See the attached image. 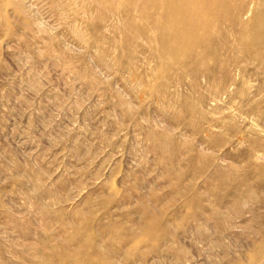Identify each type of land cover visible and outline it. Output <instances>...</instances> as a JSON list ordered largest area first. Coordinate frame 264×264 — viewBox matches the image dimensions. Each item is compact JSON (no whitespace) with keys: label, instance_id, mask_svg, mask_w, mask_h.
Returning <instances> with one entry per match:
<instances>
[{"label":"rangeland","instance_id":"obj_1","mask_svg":"<svg viewBox=\"0 0 264 264\" xmlns=\"http://www.w3.org/2000/svg\"><path fill=\"white\" fill-rule=\"evenodd\" d=\"M0 264H264V0H0Z\"/></svg>","mask_w":264,"mask_h":264},{"label":"bare ground","instance_id":"obj_2","mask_svg":"<svg viewBox=\"0 0 264 264\" xmlns=\"http://www.w3.org/2000/svg\"><path fill=\"white\" fill-rule=\"evenodd\" d=\"M178 50V49H177Z\"/></svg>","mask_w":264,"mask_h":264}]
</instances>
